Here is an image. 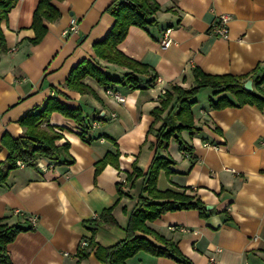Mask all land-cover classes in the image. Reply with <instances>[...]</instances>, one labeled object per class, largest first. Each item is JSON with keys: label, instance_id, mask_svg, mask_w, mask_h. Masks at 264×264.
<instances>
[{"label": "crops", "instance_id": "obj_1", "mask_svg": "<svg viewBox=\"0 0 264 264\" xmlns=\"http://www.w3.org/2000/svg\"><path fill=\"white\" fill-rule=\"evenodd\" d=\"M113 1L50 0L59 16L43 20L47 30L37 43L29 40L38 0H17L1 21L0 161L8 154L4 139L24 132L19 119L41 109L50 96L80 107L90 124L82 138L79 124L53 111L48 122L62 134L57 143H69L73 161L46 169L20 163L0 185V218L22 228L6 246L10 264H103L88 242L105 247L125 236L143 181L142 176L127 179V174L134 165L146 170L151 161L156 129L167 112L160 118L153 115L164 98L161 87H190L191 69L197 67L207 74L246 76L243 81L250 77L251 90L264 93V0H153L159 5L152 14L154 23L129 25L117 44L125 55L148 66V73L136 74L141 86L100 85L87 75L82 82L95 94L68 87L71 68L83 59L112 78L129 71L96 56L93 49L114 24L107 10ZM220 13L230 16L227 38L210 29ZM71 16L77 18L76 29L65 32ZM166 28H171L172 42L162 48L159 40ZM154 74L162 81L145 85ZM106 87L118 89L124 100L115 101ZM221 96L236 102L231 93L211 88L193 97L199 130L181 132L191 149L170 138L167 149L160 150L173 163L170 171L159 170L157 189L197 197L205 208L167 211L147 221L174 243L178 254L140 250L126 264H264V104L211 107L210 101ZM108 152L113 156L97 170V161ZM109 207L116 224L92 233L85 221ZM82 240L87 244L81 245ZM86 248L88 254L79 258V249Z\"/></svg>", "mask_w": 264, "mask_h": 264}, {"label": "trees", "instance_id": "obj_2", "mask_svg": "<svg viewBox=\"0 0 264 264\" xmlns=\"http://www.w3.org/2000/svg\"><path fill=\"white\" fill-rule=\"evenodd\" d=\"M17 0H0V24L7 18L8 12L16 4ZM159 9V5L153 0H114L107 10L114 15L113 26L104 38L93 44L95 55L124 67L129 71L120 78H112L103 72L96 64L88 59H83L71 68L67 77L68 87L77 89L80 92L95 94L93 89L82 82L87 75L92 76L98 84H122L129 85L130 88H137L141 85L137 80V73L146 74L149 68L121 52L117 44L124 38L129 25L145 27L154 23L152 14ZM59 16V11L50 3V0H38L32 16L31 27L34 36L29 40L37 43L45 34L47 27L43 20H53ZM151 17V20L147 19ZM0 49H5V37L0 26ZM193 85L184 88L173 83L164 93L161 105L153 109L155 118H160L161 113L167 109L166 114L160 118L161 125L156 129V140L152 144L153 155L146 170H142L136 165L133 171L127 174V179L133 176H142L143 181L139 194L136 197V204L128 215L127 223L124 227L125 236L116 243L109 246H99L90 239L88 245L94 248V253L103 264H126L125 259L142 250L154 255L178 254L174 243L155 233L147 225V221L154 220L162 213L176 209L195 208L202 211L205 204L197 197L175 192L172 190H159L156 187L157 175L160 169L170 171L169 165L173 159L167 154H161L160 150L167 149L170 138L186 149H191L181 136L183 130L190 132L198 131L194 124L191 106L195 102L193 97L202 88H211L215 93L223 91L231 93L236 102L231 101L226 96H221L216 101H210L213 108L225 106H240L245 103L262 106L264 104V93H256L243 88L246 76H234L231 74L213 75L204 73L201 69L193 67L191 69ZM156 75H152L145 85L152 83ZM262 92V91H261ZM53 111H57L67 118L74 120L80 125V136L85 138L86 131L90 128L86 115L80 107H71L56 99L54 96L47 98L44 106L38 111L23 115L19 122L24 127L23 134L16 138H5L4 143L8 149L6 158L0 161V185L5 183L11 170L17 168L18 161L27 166L35 167L38 160H45L47 164L56 162L71 163L73 158L69 155V143H57L62 134L57 131L54 125L49 124L48 118ZM111 153L96 163L97 170L106 161H109ZM91 224L92 233L98 227H108L116 224L111 207L104 208L97 216L86 220ZM22 228L16 224L7 225L0 218V264H10L6 246L13 241ZM147 235H152L159 242L158 244ZM87 242V241H86ZM88 249H79L78 257L88 254Z\"/></svg>", "mask_w": 264, "mask_h": 264}, {"label": "built area", "instance_id": "obj_3", "mask_svg": "<svg viewBox=\"0 0 264 264\" xmlns=\"http://www.w3.org/2000/svg\"><path fill=\"white\" fill-rule=\"evenodd\" d=\"M229 20H230V16L228 14L226 13L218 14L216 18L214 19L212 25L210 26L211 32L215 34L216 36L227 38L229 34ZM76 26H77V18L74 16H71L69 19V24L64 31L66 32V31L75 30ZM170 29L171 28H166L163 31L162 36L160 37L159 43L162 48L168 47L170 43L172 42V37L170 35ZM160 81H162L160 77L155 79V82H160ZM104 91L107 95H109L111 98H113L117 102H122L124 100V97L122 96V94L118 91V89L114 87H106ZM165 91H166V88L164 87L160 88L161 94H164ZM18 163L20 164L21 162L18 161ZM52 165L53 164H45L42 160H38L36 163V166L40 169H46L47 167H51ZM31 223H32L31 227L33 228L35 226L34 218L31 219ZM179 229L182 231L187 230V228L183 226H180ZM86 244H87L86 240L81 241V245H86ZM209 259L213 260V256H210ZM243 264H247V263L245 262Z\"/></svg>", "mask_w": 264, "mask_h": 264}, {"label": "water", "instance_id": "obj_4", "mask_svg": "<svg viewBox=\"0 0 264 264\" xmlns=\"http://www.w3.org/2000/svg\"><path fill=\"white\" fill-rule=\"evenodd\" d=\"M147 19L151 20V17H148ZM243 88L246 90H251L252 89V78H247L244 83H243ZM208 205H206L207 207Z\"/></svg>", "mask_w": 264, "mask_h": 264}]
</instances>
